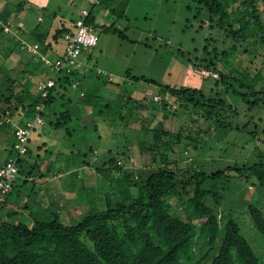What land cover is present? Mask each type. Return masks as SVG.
<instances>
[{
    "label": "trees",
    "instance_id": "obj_1",
    "mask_svg": "<svg viewBox=\"0 0 264 264\" xmlns=\"http://www.w3.org/2000/svg\"><path fill=\"white\" fill-rule=\"evenodd\" d=\"M237 1L197 0L200 7L198 15L204 12L211 27L228 33L235 43L242 45L240 48L243 52L247 53L248 48L251 50L259 44L264 49V23L253 0L239 2V6L242 5L245 9L239 11L237 18H234L239 24L238 29H234L231 18L238 7L230 12L228 9ZM98 4L99 2L90 8H84L88 11L84 22L93 32L96 26L94 8ZM20 6L21 2L15 7L17 9ZM16 11L6 4L0 12V37L7 31L10 32L4 38L9 47L8 54L16 49L29 56V61L17 75L23 78L28 75L44 80L53 79L55 85L49 89L47 98L41 99L36 90L35 93L30 91L26 78L22 83L21 79L14 77L10 70H5L0 61V145L4 147L7 156L11 155L15 138L14 128L5 123L3 116L9 113L15 121L19 116L23 117V121L31 120L35 116L36 106L41 104L43 109L40 117L44 124V109L57 101L63 102L66 94L70 90H77L78 84L92 72L91 69H86V64L90 60L89 54L94 49L91 51L85 49L81 53V61L84 59L82 71L66 72L63 69L56 73L51 66L63 59L66 45L64 35L74 33L75 23L80 17L81 10L74 22L61 23L52 32L51 29L43 31L36 26L31 36L34 45L38 46L35 53L27 51L29 44L19 45L21 42L18 37L12 34V31H16L17 25L11 16L15 15ZM106 13L110 14L107 11ZM112 32L117 33L116 30ZM119 35L122 37L121 34ZM206 41L204 53L208 51L209 40ZM237 49L236 46L220 52L214 49L213 57H203L193 64L195 69L216 73L219 76V79H214V85L210 90L208 89V92L202 88L163 86L166 94L165 102L155 101H161L159 109L157 107L149 109L153 112L158 109L164 113L157 122V127H148L147 123L146 127L139 126L140 128L134 130L132 135L135 140L134 146L139 145V150L146 152L148 156V158H140L141 167L127 169L113 158L104 159L100 166H95V161L91 164L85 159L79 160L82 170L89 168L106 184L104 208L97 209L94 202L88 200L86 202L89 206L87 205L88 211L85 217L75 225H65L59 219L61 213L51 212L56 208L58 201L55 202L51 198L49 205H45L46 208L41 211H45L44 214L34 208L38 205L36 201L30 204L25 202L23 206L18 202H10L11 191L5 202L0 205V264H260L231 215L218 213L221 196L207 189L204 184L208 180H218L230 174L238 177L255 176L259 184H264L262 154H259L260 160L255 165L241 167L235 165L207 175L197 170L192 161L185 163L184 167L179 165L183 160L175 156V148L182 140L191 137H183L180 131L174 134L163 125L170 114L178 117L176 111L169 112L170 107H177L186 112L194 110L199 118L211 124L209 128L214 126L232 129L230 123L224 122V115L236 114V109L218 92L214 95L209 92L217 89L219 84L226 85L228 81L237 80L232 76L233 73L226 74L220 70L219 64L217 65L219 57L226 59ZM46 61L52 65H48ZM242 72L246 73L251 81L240 82L241 91L234 90L233 94L239 96L249 111L264 107V86L259 85L256 89L254 87L255 83L264 82V59L253 77L246 70ZM100 74L95 72V75ZM133 80L156 85L154 81L144 77ZM67 97V104H72L73 99ZM76 102L77 105L73 109L78 108L80 102L90 104L82 93L80 102L77 100ZM104 107L107 109L109 106L105 104ZM71 111L73 110L69 108L60 112L58 117L55 116L53 128L66 126L74 117ZM88 116L85 119L90 120V124L96 127L97 120ZM82 124L84 125L83 122ZM29 143L30 139L26 155L18 159L19 176L23 172L25 157L30 155ZM43 148L45 145L38 147V149ZM88 151L96 157L97 153L95 154L93 148H89ZM133 160V157L126 158L129 162ZM34 164L27 170L26 180L19 186L26 185L27 179L31 181L33 170L37 167L36 162ZM48 172L49 170H46L44 175ZM18 175L13 187L18 182ZM44 175L41 179H44ZM81 186L79 189L86 191V187L83 184ZM89 195L93 196V192H88L86 197ZM171 200H175L180 205L178 215L172 212ZM247 210L254 228L264 238V212L254 205H249Z\"/></svg>",
    "mask_w": 264,
    "mask_h": 264
},
{
    "label": "rangeland",
    "instance_id": "obj_2",
    "mask_svg": "<svg viewBox=\"0 0 264 264\" xmlns=\"http://www.w3.org/2000/svg\"><path fill=\"white\" fill-rule=\"evenodd\" d=\"M18 1L21 2L18 11L14 4L17 26L22 22L24 27H50L52 32L61 23L74 22L79 11L82 8H90L93 0H25L30 6H24L23 9L24 1ZM242 1L238 0L228 9L230 12L238 7L231 18L234 29L239 27L234 18H237L239 11L245 9L244 6H239ZM253 1L264 23V0ZM199 9L197 0H99V4L94 8V33L98 37V43L89 54L90 60L86 64V69H91L92 72L78 84L77 90H70L66 94V98L69 96L73 99L72 104H67L65 98L63 102L57 101L46 107L44 124L38 126L30 137V155L25 157L22 175H18V182L11 192L12 202L23 206L25 202L30 204L36 201L38 205L34 208L46 214L45 211L41 212L46 206L40 202L43 198L40 194L44 188L49 187L47 182L55 174V177L60 178V182H56V188L61 191L60 197L63 201L56 203V208L51 212L61 213L59 219L63 224L75 225L80 222L87 214L88 200H92L97 209L104 208L106 184L92 170L91 175L89 170V175L85 176V170L81 169L79 160L85 159L91 164L95 161V166H100L104 159L113 158L127 169L141 167L140 158L148 156L146 152L139 150V145L134 146L132 135L134 130H138L139 126L146 127L147 123L148 127H157V122L164 114L158 110L161 101L166 97L163 86L202 88L208 92L214 85V79H219V76L214 73L215 76L205 79L200 74L201 70L195 69L193 64L203 57H213L214 49L219 52L227 51L233 46L238 48L236 52L226 59L219 57L217 65L219 64L224 73H233L232 76L237 80L228 81L226 85L219 84L217 89L209 92L212 95L218 92L236 109V114L224 115V122L230 123L232 129L214 126L209 128L211 124L199 118L194 110L186 112L177 107H170L169 112L176 111L178 117L170 114L163 125L174 134L180 131L183 137H191L182 140L175 148V156L183 160L179 164L181 167L192 161L197 170L211 175L235 165H255L260 160L259 154H262L261 162L264 164V107L249 111L239 96L233 94L234 90L241 91L240 82L251 81L242 71H248L253 77L259 70L264 59V49L259 44L251 50L247 47L249 52H243L240 48L242 45L235 43L228 33L211 27L204 12L198 15ZM106 11L110 14L104 13ZM111 30H116L117 33ZM6 34L10 32L7 31ZM6 34L0 37L2 66L5 70H10L14 77H19L22 83L26 78L30 91L35 93L34 83L36 84L38 78L28 75L23 78L17 75L29 61V56L16 49L8 54L9 47L4 40ZM12 34L17 35L15 31H12ZM206 40H209V54L203 52ZM60 47L62 48V44ZM95 72L101 74L95 75ZM137 77L152 80L156 85L133 80ZM40 81L42 80H38ZM259 85L264 86V82L255 83V89ZM81 93L90 104L80 102ZM155 96L160 97L161 101L155 102ZM76 100L81 105L73 109L77 105ZM105 104L109 106L107 109ZM153 107H157V111L149 110ZM69 108L75 110L76 113L71 111L74 117L66 126L54 129L52 125L58 114ZM87 115L97 120L96 127L90 124V120L85 119ZM42 143H46L47 147L38 149ZM89 148H93L98 154L97 160L94 159V154L88 151ZM6 154L0 145V166ZM127 157H133L134 160L126 161ZM35 162L37 167L33 170L31 181L27 179L26 185L19 186L26 180L27 170L35 165ZM47 169L49 172L44 175ZM78 174L82 178H78ZM43 175L45 179H41ZM44 180L47 182L41 183ZM81 184L86 187V191L79 189ZM204 186L221 196L218 213L231 215L260 264H264V238L254 228L247 210L249 205H254L264 212V184H259L255 176L238 177L230 174L218 180H208ZM91 191L93 196L86 197ZM68 202L82 206H79V210L68 213V208H65ZM171 204L172 212L178 215L180 205L175 200H171Z\"/></svg>",
    "mask_w": 264,
    "mask_h": 264
},
{
    "label": "built area",
    "instance_id": "obj_3",
    "mask_svg": "<svg viewBox=\"0 0 264 264\" xmlns=\"http://www.w3.org/2000/svg\"><path fill=\"white\" fill-rule=\"evenodd\" d=\"M88 16V11L83 9L80 11V17L75 23V31L72 34H65L64 41L66 42L64 55L62 60H58L51 66V63H46L51 66L54 72H59L63 69L66 72L71 70H83V63L81 61V53L83 50H92L97 46L98 37L93 30L88 27L84 19ZM38 46H28L27 51L36 52ZM33 50V51H32ZM201 76L205 79L215 76L212 72L201 71ZM55 81L48 79L37 82L36 91L39 93L41 99H46L49 89L54 87ZM74 87V86H73ZM160 100V97H154V101ZM43 105L39 104L35 108V116L31 120L23 121V117L19 116L15 121L9 113L4 117L5 123L10 124L14 128L15 142L11 150V155L3 165L0 166V205L5 202L6 197L12 191L13 183L18 175V159L25 156L27 153L28 141L37 126L43 125V120L40 117V112Z\"/></svg>",
    "mask_w": 264,
    "mask_h": 264
},
{
    "label": "crops",
    "instance_id": "obj_4",
    "mask_svg": "<svg viewBox=\"0 0 264 264\" xmlns=\"http://www.w3.org/2000/svg\"><path fill=\"white\" fill-rule=\"evenodd\" d=\"M24 2L22 3V9H23V7L25 6V7H27V8H29V6H30V4H29V2H27V3H25L26 1L25 0H23ZM15 2H17V3H15ZM97 2H99V0H93L92 1V4L91 5H93V4H95V3H97ZM20 2L18 1V0H0V12L3 10V8L5 7V5L6 4H9L11 7H13V10H14V4H15V6L17 5V4H19ZM21 7V6H20ZM82 9H84V8H82ZM81 9V10H82ZM86 9V8H85ZM106 13V12H105ZM108 14V13H107ZM11 18H13L12 20H16V18H17V14L16 15H13V16H11ZM21 21H23L22 19H21ZM36 27V26H35ZM35 27H33V28H28V27H24V25H23V23L21 22L20 24H18V26L15 28V32H16V37H18L17 39H19V41L21 42L19 45H21V44H29V46H33L35 43L34 42H32V40H31V36L34 34V29H35ZM50 28V27H49ZM49 28H45V29H41V30H43V31H46V30H50ZM28 39H29V41H28ZM28 41V42H27ZM31 43V44H30ZM35 78V77H34ZM38 80H42V81H44V79H42V78H40V77H38V79L36 80V84H37V82H38ZM36 84L34 83V87L36 86ZM45 110V109H44ZM2 145V144H1ZM41 145H45V148L47 147V144L46 143H42ZM40 145V146H41ZM3 149H4V147H3ZM95 152V151H94ZM95 154H96V152H95ZM98 155V154H97ZM97 155H96V157H94V159L95 160H97L98 158H97ZM7 154H6V158H5V160H4V162L7 160ZM4 162L2 163V165L4 164ZM88 169V170H87ZM49 169H47V171H48ZM84 170H85V176L86 175H89L88 174V171L90 170L89 168H84ZM86 170H87V172H86ZM46 172V171H45ZM44 172V173H45ZM87 173V174H86ZM59 173H57L56 175L57 176H59L58 175ZM90 175H91V171H90ZM77 177L78 178H82V177H79V174L77 175ZM45 179V178H44ZM38 181H40V180H38ZM47 182V180L45 181H43V182H41V183H46ZM56 182H60V178L58 177H55V174L49 179V181L47 182V185L49 186L48 188H44V190H43V193L42 194H40V196H43V198H42V200H40V202H42V205H48V203H50V199L52 198L55 202L56 201H58V203H62V197H60L61 196V191L58 189V188H56L57 187V184H56ZM44 184H42V186H44ZM53 184H56V185H53ZM51 186V187H50ZM59 187V186H58ZM58 189V190H57ZM10 200V202H12L11 201V199H9ZM9 202V201H8ZM70 205H72L73 207H70ZM76 205V206H75ZM86 205V204H85ZM62 206H65V205H62ZM69 206V207H68ZM79 206H82V205H77V204H71L70 202H68V204L65 206V208H68V210L67 211H70V212H75L76 210H79Z\"/></svg>",
    "mask_w": 264,
    "mask_h": 264
}]
</instances>
